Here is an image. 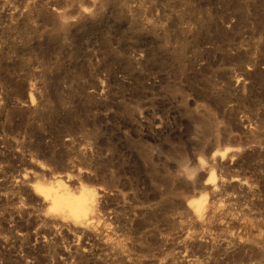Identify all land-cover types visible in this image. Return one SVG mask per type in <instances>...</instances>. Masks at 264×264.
<instances>
[{
	"label": "rangeland",
	"instance_id": "1",
	"mask_svg": "<svg viewBox=\"0 0 264 264\" xmlns=\"http://www.w3.org/2000/svg\"><path fill=\"white\" fill-rule=\"evenodd\" d=\"M0 264H264V0H0Z\"/></svg>",
	"mask_w": 264,
	"mask_h": 264
},
{
	"label": "bare ground",
	"instance_id": "2",
	"mask_svg": "<svg viewBox=\"0 0 264 264\" xmlns=\"http://www.w3.org/2000/svg\"><path fill=\"white\" fill-rule=\"evenodd\" d=\"M41 189L45 192L46 197L49 199L51 205L54 208H58L63 213H68V214H72V215L79 216V217L84 216L83 217L84 219L82 218L81 223L85 227H89V225L91 223L90 219H93L97 215V213H96V200L92 196H88V197H86V200H84V197H81L80 194H78V197H75V196H72L74 194L71 195L68 192L60 193V192H58L59 190L58 191L54 190L52 186L51 187H49V186L48 187H41ZM81 195H83V193ZM200 211L203 212V209ZM203 213L205 214V211ZM65 216H66V214H65Z\"/></svg>",
	"mask_w": 264,
	"mask_h": 264
}]
</instances>
